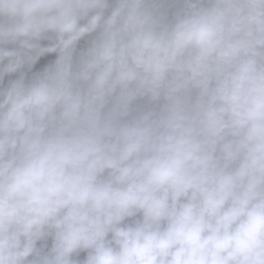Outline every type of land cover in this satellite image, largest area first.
I'll return each mask as SVG.
<instances>
[{
    "label": "clouds",
    "instance_id": "1",
    "mask_svg": "<svg viewBox=\"0 0 264 264\" xmlns=\"http://www.w3.org/2000/svg\"><path fill=\"white\" fill-rule=\"evenodd\" d=\"M0 264H264V0H0Z\"/></svg>",
    "mask_w": 264,
    "mask_h": 264
}]
</instances>
